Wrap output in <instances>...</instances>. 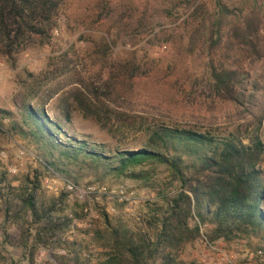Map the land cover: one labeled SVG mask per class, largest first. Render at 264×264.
I'll return each instance as SVG.
<instances>
[{
    "label": "rangeland",
    "instance_id": "rangeland-1",
    "mask_svg": "<svg viewBox=\"0 0 264 264\" xmlns=\"http://www.w3.org/2000/svg\"><path fill=\"white\" fill-rule=\"evenodd\" d=\"M97 1L67 0L65 15L52 30L48 45L21 53L15 62L0 57L1 109L18 114L17 106L21 102L34 104L62 123L70 135L83 136L113 151L142 149L151 131L162 127L208 132L221 138L238 128H248L250 133L258 130L245 108L214 100L203 90L204 78L208 76V48L203 35L192 39L197 21L191 16L201 6H205V12L212 13L217 0H113L112 16L101 23L95 22ZM228 4L236 13L253 7L264 10V0H231ZM106 39L112 47L103 56L100 50ZM127 61L139 67L136 74L141 76L133 73L136 77L130 78V73L117 71L118 65ZM253 70L264 88V62ZM45 74L48 77H43ZM111 76H115L111 97L103 100L105 106L94 102L101 109L103 121L86 117L75 109L77 103L68 99L73 106L70 123L65 124L66 102L56 95L44 104L51 90L59 91V96L68 93L76 88L79 78L103 87ZM258 132L264 142V120ZM41 158L44 159L43 151L34 142L11 131L9 120L0 125V165L8 173V182L16 188L14 194L30 191L31 182L36 179L39 187L35 194L40 201L49 202L65 193L60 182H52L64 177L49 172L40 162ZM146 168L154 171L145 180L109 178L104 181H98L91 171L75 168L72 175L78 178L79 186L123 185L133 192L134 199L122 203L103 198L88 206L77 196H67L60 206L62 210L58 208L53 214L68 216L72 219L71 227L60 232L58 235L62 236L51 246L38 252L35 264H74V250L86 247H89L85 253L88 258L93 262L102 260L107 237L104 214L113 224L148 230L145 224L151 217L149 209L155 205L165 207L161 193L170 198L175 188L170 186L169 174L163 166ZM17 195L12 196L15 206L11 217L0 221V252L7 258L4 264H28L33 251L36 227H31V218L26 212L18 210ZM208 228L203 229L204 235L199 240L186 247L182 259H196L206 264H264V240L254 237L214 243L230 259V263L221 262L217 252L208 246ZM26 237L28 247L23 244Z\"/></svg>",
    "mask_w": 264,
    "mask_h": 264
},
{
    "label": "trees",
    "instance_id": "trees-1",
    "mask_svg": "<svg viewBox=\"0 0 264 264\" xmlns=\"http://www.w3.org/2000/svg\"><path fill=\"white\" fill-rule=\"evenodd\" d=\"M230 1L217 0L212 13L201 6L191 16L197 21L192 39L203 35L208 48V76L203 90L214 100L245 108L259 130L264 120V88L254 76L253 67L264 62V10L253 7L236 13ZM66 7L67 0H0V57L15 62L21 53L48 45ZM113 10V0H98L95 22L109 19ZM111 45L108 40L104 42L100 53L107 55ZM117 68L121 74L130 73V78L141 76L136 74L139 67L134 62L120 63ZM115 76L103 87L79 78L76 88L68 93L59 96V91L51 90L44 104L56 95L66 102L65 124L70 123L73 106L68 99H73L78 105L75 109L86 117L103 121L101 109L94 102L105 106L103 100L111 97ZM17 109L18 114L0 108V125L9 120L11 131L34 142L43 151L40 162L49 172L74 179L71 181L78 185V178L72 175L75 168L91 171L98 181H104L145 180L154 171L146 167L163 166L170 186L175 188L170 198L161 193L165 207L155 205L149 209L151 217L145 227L154 233L113 224L104 214L107 237L102 260L93 262L88 258L86 247L74 250V264H206L181 258L186 247L204 235L205 227H209L206 235L210 244L253 237L264 240V142L258 130L250 133L248 128H238L221 138L208 132L162 127L151 131L142 149L113 151L83 136L70 135L44 108L21 102ZM7 174L0 165V221L11 217L15 206L12 196L17 195ZM31 183L30 191L16 198L18 210L26 212L31 227H36L28 259V264H35L38 252L56 242L62 236L58 234L71 227L72 219L53 214L67 199V193L43 202L35 194L38 179ZM28 239L23 241L26 247ZM5 260L0 252V264Z\"/></svg>",
    "mask_w": 264,
    "mask_h": 264
},
{
    "label": "built area",
    "instance_id": "built-area-1",
    "mask_svg": "<svg viewBox=\"0 0 264 264\" xmlns=\"http://www.w3.org/2000/svg\"><path fill=\"white\" fill-rule=\"evenodd\" d=\"M3 156L5 157L6 155L3 154ZM52 182L54 184L60 182L64 187L65 193H67L69 196H77L81 201L87 203L88 206H91L92 201H101L103 198L109 201H117L122 203L133 201L134 199L133 192L130 193L123 185L112 187L108 185H103L101 187H97L94 185L79 186L71 180L66 179L60 181L59 179H53ZM208 246L211 250L217 252L221 262L223 261L230 263L229 257L223 250L218 248L215 244L208 243Z\"/></svg>",
    "mask_w": 264,
    "mask_h": 264
}]
</instances>
